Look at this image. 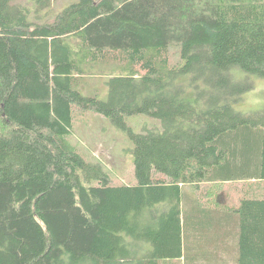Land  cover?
I'll return each instance as SVG.
<instances>
[{
    "label": "trees",
    "instance_id": "16d2710c",
    "mask_svg": "<svg viewBox=\"0 0 264 264\" xmlns=\"http://www.w3.org/2000/svg\"><path fill=\"white\" fill-rule=\"evenodd\" d=\"M36 2L0 0V264H264V107H237L264 0ZM84 111L128 133L134 183L71 140Z\"/></svg>",
    "mask_w": 264,
    "mask_h": 264
},
{
    "label": "rangeland",
    "instance_id": "374dc122",
    "mask_svg": "<svg viewBox=\"0 0 264 264\" xmlns=\"http://www.w3.org/2000/svg\"><path fill=\"white\" fill-rule=\"evenodd\" d=\"M17 3L28 5L32 10L37 7L36 0H15ZM78 0H51L49 18L55 13ZM173 52H176L173 49ZM98 69V68H96ZM108 73V72H107ZM244 83L250 84L241 98L237 107L241 110H255L264 107V77L250 74L248 78L239 76ZM238 78V79H239ZM89 86L103 90V75L92 77ZM88 86H84V91L88 92ZM128 123L136 131L143 130V127L152 124H160V121L141 113L129 116ZM71 140L78 146L83 156L89 161L98 159L114 177L116 184H132L136 181L134 172L133 155L131 148L132 140L128 133L115 124L110 118L93 111L76 113L74 116V131ZM232 184L231 186H233ZM240 185V184H239ZM237 185V186H239ZM237 192H232L227 185L218 188L217 204L236 202Z\"/></svg>",
    "mask_w": 264,
    "mask_h": 264
},
{
    "label": "crops",
    "instance_id": "0c3cea01",
    "mask_svg": "<svg viewBox=\"0 0 264 264\" xmlns=\"http://www.w3.org/2000/svg\"><path fill=\"white\" fill-rule=\"evenodd\" d=\"M236 242H234L233 244L235 245V249H234V252L233 253H228V251L226 249H224L221 253H220V257H222L223 259H229V263H235L237 258L239 257L238 256V246L237 244H235Z\"/></svg>",
    "mask_w": 264,
    "mask_h": 264
}]
</instances>
